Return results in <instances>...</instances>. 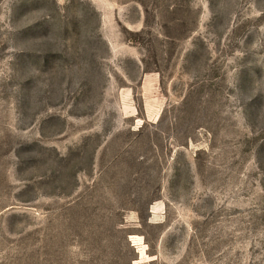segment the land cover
<instances>
[{
  "label": "rangeland",
  "instance_id": "rangeland-1",
  "mask_svg": "<svg viewBox=\"0 0 264 264\" xmlns=\"http://www.w3.org/2000/svg\"><path fill=\"white\" fill-rule=\"evenodd\" d=\"M0 264H264V0H0Z\"/></svg>",
  "mask_w": 264,
  "mask_h": 264
}]
</instances>
